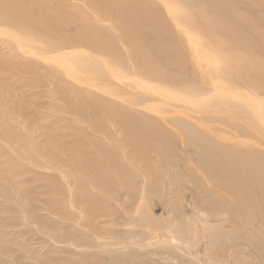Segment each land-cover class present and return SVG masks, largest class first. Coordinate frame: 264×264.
Here are the masks:
<instances>
[{
    "label": "rangeland",
    "instance_id": "1",
    "mask_svg": "<svg viewBox=\"0 0 264 264\" xmlns=\"http://www.w3.org/2000/svg\"><path fill=\"white\" fill-rule=\"evenodd\" d=\"M37 3L0 6V264H264V0Z\"/></svg>",
    "mask_w": 264,
    "mask_h": 264
},
{
    "label": "bare ground",
    "instance_id": "2",
    "mask_svg": "<svg viewBox=\"0 0 264 264\" xmlns=\"http://www.w3.org/2000/svg\"><path fill=\"white\" fill-rule=\"evenodd\" d=\"M20 1V0H19ZM33 2V4L31 6H25V4H29ZM38 0H21L20 3L18 2V4H10L9 0H0V6L3 8L2 10V13L4 14H12V15H15L17 17V19H15L13 22L15 23H12V24H15L17 25L16 27H19V28H23L25 25H29V26H32L33 28H39V27H42L44 30L45 33H48L50 34L51 30L46 27L45 25H41V19H40V16L43 15L44 11L46 10L47 11V8H44V7H40L38 6L37 3ZM190 5H194L192 3H189ZM99 5H107L105 4V2H101L99 3ZM14 6V7H13ZM248 7H251L250 5H247ZM115 8V10L117 11V14H119L120 17H123L124 19H126L128 21L127 25H123L122 26V32L124 33V35L126 36V44L133 56V59L136 63V65L138 66V72H139V75L141 77H144V78H147V79H151V80H156L158 79L157 77H155L154 75L150 74L149 71H148V68H150L151 66H154L149 59H147L145 57V51L142 49V45L139 46L138 43L136 42L135 40V32L134 31H137V26H136V22H132V20H130V18H128L127 16V13H132L134 12V9L133 7L131 6H121V7H116V6H113ZM166 8V7H165ZM44 10V11H43ZM166 10V9H165ZM168 10V9H167ZM0 12V22H3V23H6L4 22L1 18L5 17V16H2V14ZM197 14H199L201 16V21H202V34L204 33H209V37L214 40V41H220L221 43L223 42H232L233 38H231V36L228 34L229 30L232 31V29L236 26L235 24H228V23H223L220 22V20L215 17V18H210L209 19V16H205L203 12H201L200 10L197 11ZM134 16V15H133ZM139 20H142L143 22H146V18L144 17H140L138 18L137 21ZM218 21L220 23H218ZM214 24H217L216 26V29L214 30ZM129 26L131 28H129ZM200 27V28H201ZM227 28V33L224 32V29ZM46 29V30H45ZM222 29V30H221ZM221 30V31H219ZM47 31V32H46ZM6 33V32H5ZM11 35V34H10ZM13 38V37H10V39ZM15 38V37H14ZM250 39V38H249ZM259 40L261 42V38L259 37ZM14 41V39H13ZM95 42V41H94ZM249 45V44H247ZM93 47L95 48V50H99V51H103L104 52V48L101 47V45L97 44V43H94ZM196 48V47H195ZM196 50V49H195ZM198 51V50H197ZM196 51V52H197ZM194 52V53H196ZM198 53V52H197ZM200 53V52H199ZM200 56V54H198ZM202 56V55H201ZM47 57V56H46ZM111 57V56H110ZM203 57V56H202ZM206 59V58H205ZM209 61V60H208ZM210 62V61H209ZM211 63V62H210ZM212 65V64H211ZM257 71V70H256ZM118 77V76H117ZM257 77H260L259 74H256L254 75V72L253 71H250L249 72V77L248 79L252 80L253 79H257ZM218 86V85H217ZM139 87V86H138ZM142 87V86H141ZM143 88V87H142ZM220 90V89H219ZM231 92V91H230ZM223 93V91H222ZM236 93V92H235ZM221 95V93H219ZM225 94V93H223ZM229 94V93H228ZM163 95V93H162ZM232 95V94H230ZM238 95H241V94H238ZM238 95H237V98H238ZM214 96V95H213ZM175 97V96H174ZM234 97L235 94H234ZM241 97H239L240 99ZM243 98L244 100L246 99L244 96L241 98L242 102H243ZM247 101V100H246ZM245 103V101L243 102ZM248 104V102L246 103V105ZM250 105V104H249ZM250 107V106H249ZM248 107V108H249ZM254 111V110H252ZM251 111V112H252ZM255 112V111H254ZM257 112H255L256 114ZM254 114V115H255ZM258 117V114L255 115ZM261 118V117H260ZM258 119V118H257ZM259 120V119H258ZM260 121V120H259ZM263 121V119H261V122ZM263 124H264V121H263ZM262 124V125H263ZM264 126V125H263ZM262 126V127H263ZM241 181V180H240ZM243 182V180L241 181ZM259 192L261 193V196L264 197V189L262 187H260V190Z\"/></svg>",
    "mask_w": 264,
    "mask_h": 264
}]
</instances>
